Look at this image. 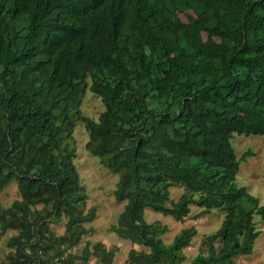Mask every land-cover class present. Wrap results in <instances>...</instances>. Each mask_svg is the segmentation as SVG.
I'll return each instance as SVG.
<instances>
[{
	"label": "trees",
	"instance_id": "16d2710c",
	"mask_svg": "<svg viewBox=\"0 0 264 264\" xmlns=\"http://www.w3.org/2000/svg\"><path fill=\"white\" fill-rule=\"evenodd\" d=\"M87 90L105 107L97 120ZM79 122L120 179L115 233L145 247L126 264L251 256L264 206L238 183L253 153L238 158L232 141L264 136V0H0V194L20 196L0 203V237L15 233L5 264H113L117 247L77 249L98 212L75 164ZM193 205L225 218L188 262L197 229L166 244L168 226L145 215L184 221Z\"/></svg>",
	"mask_w": 264,
	"mask_h": 264
},
{
	"label": "rangeland",
	"instance_id": "374dc122",
	"mask_svg": "<svg viewBox=\"0 0 264 264\" xmlns=\"http://www.w3.org/2000/svg\"><path fill=\"white\" fill-rule=\"evenodd\" d=\"M183 17V16H181ZM184 20L185 17H183ZM105 110L101 98L87 90L82 104L84 116L97 120L100 114ZM77 143V156L75 164L79 171L82 184L86 187L89 198L87 208L96 206L98 209L97 218L87 227H94V232L85 237L77 249L86 245L88 241L101 242L110 248H119V252L114 259L113 264H126L128 254L132 249L142 250L143 246L134 245L130 241L121 239L115 229L120 225V214L125 210L127 203H118L114 196V191L119 185V176L109 172L101 163L100 159L92 156L86 149L89 141V134L82 122H79L74 133ZM233 146L237 157L241 158L248 152H252L246 162H241L238 183L242 187L257 197L260 204L264 206V136H244L236 134ZM173 198L178 200L183 193L182 189H173ZM17 184H11L2 194H0V203L10 206L13 201L19 199ZM146 220L149 223L161 221L168 226V232L163 235L166 244H170L174 237L184 229L195 227L198 235L194 238L190 247L184 250L190 262L200 252L207 253L205 250L204 239L220 229L225 215L219 211L204 213V209L199 206H192L190 215L184 221H176L171 217L164 216L153 210H146ZM257 229L261 232L260 237L255 243V250L251 256H237V264H264V219L260 216L255 218ZM51 229L61 235L65 232V221L52 224ZM15 234L8 232L0 237V264L7 262L6 256L9 249L6 246L7 239ZM90 264H98L95 257H92Z\"/></svg>",
	"mask_w": 264,
	"mask_h": 264
}]
</instances>
